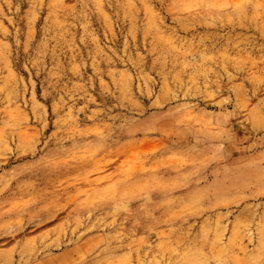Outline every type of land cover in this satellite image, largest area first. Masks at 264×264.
<instances>
[{"label":"rangeland","instance_id":"rangeland-1","mask_svg":"<svg viewBox=\"0 0 264 264\" xmlns=\"http://www.w3.org/2000/svg\"><path fill=\"white\" fill-rule=\"evenodd\" d=\"M0 264H264V0H0Z\"/></svg>","mask_w":264,"mask_h":264}]
</instances>
